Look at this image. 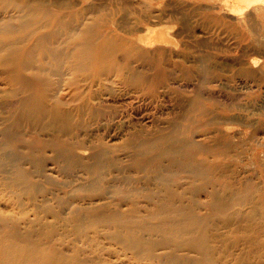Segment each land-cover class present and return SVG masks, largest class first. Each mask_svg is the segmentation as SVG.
Here are the masks:
<instances>
[{
	"label": "bare ground",
	"instance_id": "1",
	"mask_svg": "<svg viewBox=\"0 0 264 264\" xmlns=\"http://www.w3.org/2000/svg\"><path fill=\"white\" fill-rule=\"evenodd\" d=\"M62 5L0 0V83L15 88L3 103L8 118L0 129V146L17 140L27 160L29 155L35 163H64L69 171L84 163L83 170L91 176L88 188L101 185L112 169L121 174L104 189L114 201L71 208L81 236L103 226L114 229L117 240L139 253L168 248L162 254L175 258L188 249L196 257L198 253L211 259L203 230L206 218L184 203L185 192L175 188L183 178L196 183L211 166L209 158L201 155L208 149L205 140L196 135L197 113L204 111L199 105L204 94L201 85L210 82L208 67L200 69L197 84V62H172L168 47L140 43L161 42L165 40L161 35L152 31L140 37L125 35L94 14ZM200 60L206 65L204 57ZM240 70L242 75H254L248 66ZM190 82L195 94L185 98L179 88ZM168 100L179 112L162 125V120L155 122L157 114L149 107ZM91 130L100 137L91 158H84L77 150L88 147L87 140L75 136ZM45 131L52 134L45 137ZM118 134L134 147L126 164L111 152L109 137ZM47 150L51 154L43 156ZM17 155L22 162L23 153ZM6 159L5 154L0 162ZM11 161L21 163L17 158ZM131 168L137 176L127 172ZM17 171L18 177H27L24 169ZM141 178L144 182L139 184ZM192 191L196 194L197 186ZM46 224L54 228L53 223ZM48 228L41 229L24 216L0 217V264H119L84 247L64 250Z\"/></svg>",
	"mask_w": 264,
	"mask_h": 264
},
{
	"label": "rangeland",
	"instance_id": "2",
	"mask_svg": "<svg viewBox=\"0 0 264 264\" xmlns=\"http://www.w3.org/2000/svg\"><path fill=\"white\" fill-rule=\"evenodd\" d=\"M39 1L80 8L125 35L140 37L149 31L161 35L165 39L161 42L140 43L151 48L168 47L171 51L167 57L172 62H197V84L202 77L200 69L208 67L210 82L201 85L204 94L199 105L204 111L197 113L196 135L205 140L202 143L208 149L201 155L209 158L211 166L199 174L196 183L183 178V184L175 188L185 192L184 203L206 218L203 230L211 259L198 253L196 257L188 249L175 258L162 254L168 248L139 253L117 240L114 229L103 226L81 236L73 224L77 214L71 208L114 201L104 189L118 180L115 176L121 179V174L112 169L101 185L88 188L91 176L83 170L84 163H77L71 171L64 163H35V158L24 157L17 140L0 146V157L3 160L6 154L7 158L0 162V217L24 216L41 229L51 222L54 228L48 229L64 250L84 247L119 264H264V0L253 4L237 0ZM131 29L134 32H127ZM200 57L206 65L201 64ZM245 66L254 71L252 77L240 73ZM1 72L0 68V79ZM6 84L0 83V129L8 118L3 103L15 89ZM179 89L185 98L195 94L191 82ZM172 95L175 101V93ZM174 101L150 105L157 114L155 122L162 120V125H168L175 118L179 110ZM183 122L190 123L186 119ZM51 134L45 131L43 136ZM26 136L32 137L30 133ZM77 136L84 137L89 145L78 148L77 153L91 158L100 135L91 130ZM124 136L109 137L111 152L122 164L129 163L134 153V147L124 143ZM18 153H23L22 162ZM50 154L47 150L43 156ZM12 158L21 163H10ZM18 169H24L27 177H18ZM127 172L138 174L134 168ZM143 182L141 178L139 184Z\"/></svg>",
	"mask_w": 264,
	"mask_h": 264
}]
</instances>
